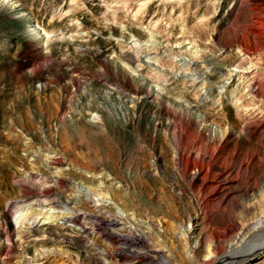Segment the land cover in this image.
<instances>
[{
  "label": "rangeland",
  "instance_id": "374dc122",
  "mask_svg": "<svg viewBox=\"0 0 264 264\" xmlns=\"http://www.w3.org/2000/svg\"><path fill=\"white\" fill-rule=\"evenodd\" d=\"M260 220L264 0H0V264H213Z\"/></svg>",
  "mask_w": 264,
  "mask_h": 264
},
{
  "label": "bare ground",
  "instance_id": "6f19581e",
  "mask_svg": "<svg viewBox=\"0 0 264 264\" xmlns=\"http://www.w3.org/2000/svg\"><path fill=\"white\" fill-rule=\"evenodd\" d=\"M259 92V91H258ZM182 161V157L180 159ZM192 164L191 157L184 159L186 168ZM264 251V221L260 220L253 226H250L248 232L239 238L234 239L226 252L218 255L210 251V256H216L213 264H243L256 254ZM226 263H223L224 259ZM260 264V263H258ZM261 264H264L262 261Z\"/></svg>",
  "mask_w": 264,
  "mask_h": 264
}]
</instances>
